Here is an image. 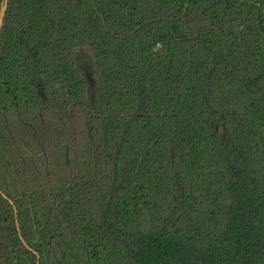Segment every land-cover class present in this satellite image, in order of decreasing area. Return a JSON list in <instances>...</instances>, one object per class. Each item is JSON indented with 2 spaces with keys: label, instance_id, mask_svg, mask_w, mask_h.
Returning a JSON list of instances; mask_svg holds the SVG:
<instances>
[{
  "label": "trees",
  "instance_id": "obj_1",
  "mask_svg": "<svg viewBox=\"0 0 264 264\" xmlns=\"http://www.w3.org/2000/svg\"><path fill=\"white\" fill-rule=\"evenodd\" d=\"M0 264H264V0H8Z\"/></svg>",
  "mask_w": 264,
  "mask_h": 264
},
{
  "label": "water",
  "instance_id": "obj_2",
  "mask_svg": "<svg viewBox=\"0 0 264 264\" xmlns=\"http://www.w3.org/2000/svg\"><path fill=\"white\" fill-rule=\"evenodd\" d=\"M7 6H8V0H5V5H4V8H3L2 13H1V16H0V29H1V25L3 23V19H4V16H5V12L7 10Z\"/></svg>",
  "mask_w": 264,
  "mask_h": 264
}]
</instances>
